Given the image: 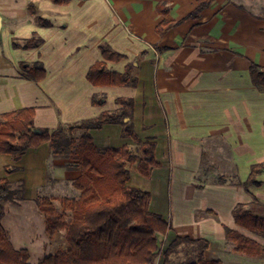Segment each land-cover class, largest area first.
Masks as SVG:
<instances>
[{"label":"crops","instance_id":"obj_1","mask_svg":"<svg viewBox=\"0 0 264 264\" xmlns=\"http://www.w3.org/2000/svg\"><path fill=\"white\" fill-rule=\"evenodd\" d=\"M35 1L0 0V114L34 106L35 126L55 129L104 111H119L117 98H134L135 130L142 141L155 142L159 166L148 177L137 172L129 183L148 190L151 211L172 226L163 236L162 251L176 236H190L209 240L207 258L224 264L255 262L258 258L233 253L223 225L264 244L262 236L237 225L233 216L240 202L257 198L264 203V173L258 177L261 185L248 189L214 183L217 179L210 177L217 170L218 177L237 174L245 181L252 164L264 161V91L250 76L251 61L264 65V0H216L198 19L164 36L156 32L157 24L183 18L197 0H72L68 5ZM30 2L38 10L45 4L55 11V17L39 11L51 21L50 27L35 23L28 12ZM160 3L169 7L168 14L159 12ZM93 5L98 6L96 17L87 15ZM59 6L67 11L54 10ZM91 19L106 29L91 31ZM34 33L44 38L41 46L14 47V39ZM103 42L127 55L119 62L109 61L110 70L123 72L128 62L136 63V86H95L88 80L89 68L103 58ZM144 50L149 53L140 57ZM37 61L47 72L40 81L27 78L21 66ZM96 93L105 95L104 105L92 104ZM91 135L100 147L131 144L119 123L93 129ZM212 141L228 156L221 147H211ZM215 149L220 150L219 160L213 158ZM7 166L16 169L8 173ZM80 172L69 155L54 154L50 142L29 148L19 159L0 153V178L25 184L23 200L5 203L2 223L14 247L30 251L31 263L49 255L38 247L53 239L46 234L38 197H79L73 181ZM39 238L44 243H38ZM155 264H165L161 254Z\"/></svg>","mask_w":264,"mask_h":264},{"label":"trees","instance_id":"obj_2","mask_svg":"<svg viewBox=\"0 0 264 264\" xmlns=\"http://www.w3.org/2000/svg\"><path fill=\"white\" fill-rule=\"evenodd\" d=\"M55 4L68 5L72 0H51ZM216 0H197L196 7L179 20L163 19L156 26V32L164 36L170 29L189 19H198L202 12ZM159 12L168 14L165 3L158 5ZM28 12L35 23L50 27L51 21L43 17L37 4L30 2ZM44 38L37 33L25 39H14L15 48L32 49L41 46ZM1 42V38H0ZM155 48L162 50L159 45ZM102 59L96 61L87 73L88 80L95 86H136L138 76L134 61L128 62L123 72L112 71L108 62H119L127 55L114 49L109 43L100 44ZM149 50L140 53L146 56ZM26 76L34 81L45 78L47 72L42 62L33 65L21 63ZM250 76L253 84L264 91V65L251 61ZM104 94L92 96L93 105H104ZM116 103L119 111H104L97 117L60 124L55 129L35 126L36 108L24 107L0 114V153L12 154L19 159L29 148L50 142L54 154L69 155L80 168V174L73 185L80 191L79 197H47L37 199L45 217V230L49 238L65 230L66 249L47 255L38 264H155L161 250L163 236L172 228L161 215L150 209L151 193L129 183L130 166L148 177L154 167L159 166L155 157L156 144L142 141L134 126L135 99L119 97ZM119 123L125 137L133 139L140 152H135L128 144L119 147H100L91 135L93 129H101L105 124ZM38 130V131H36ZM15 166H7L8 173ZM264 173V161L252 164L245 181L237 174L221 175L214 183L235 184L248 189L250 185H261L258 179ZM25 198L23 181L11 182L0 178V264H33L27 248L17 249L11 242L8 230L2 223L5 203L18 202ZM56 200L59 203H56ZM208 213L216 215L213 210ZM235 223L264 237V203L257 198L251 203H238L233 209ZM228 242L233 251L252 258L264 256V244L248 237L240 231L223 225ZM210 242L205 238L176 236L163 252L164 263L172 264V255L182 254L183 260L173 264H224L221 259H210L206 251Z\"/></svg>","mask_w":264,"mask_h":264},{"label":"rangeland","instance_id":"obj_3","mask_svg":"<svg viewBox=\"0 0 264 264\" xmlns=\"http://www.w3.org/2000/svg\"><path fill=\"white\" fill-rule=\"evenodd\" d=\"M33 1H35V0H33ZM46 1H48L50 4H52V2H50L49 0H46ZM76 1H79L80 4L85 3V1H82V0H76ZM35 2L38 4V1H35ZM183 5H184V3H183ZM39 8H40L39 11H40L41 14H43V12L41 11V9H42L45 13L50 14V15H53L54 17L56 16L55 15V11H53V9L47 7L45 4L44 5L41 4V6ZM84 9H87V8L85 7ZM54 10L63 11L64 12V11H67V8L64 7V6H59V7H57V9H54ZM262 10L263 9L260 10L261 13L263 12ZM49 11H53V13L51 14V12H49ZM173 11H174L173 13L175 14V16H177V15L180 14V12H179V10H177V8L174 9ZM97 14H98V6L97 5H93V6L89 7L88 12H87V15L88 16H90V17L95 16L96 17ZM105 29L106 28H102V26L98 22H96V19L95 20L94 19H91L90 20V30L91 31L97 33L98 31L102 32ZM128 139L131 142V144H129V145L132 147V149L135 152H140V146L136 142H134L133 139H131V138H128ZM209 145L211 147L212 146L213 147L214 146L215 147L216 146L221 147L223 149V150L221 149V151H223V153H225L224 156L225 157L228 156V151L220 143L218 144V142L212 141ZM211 152L212 153L214 152L213 158L216 157L215 158L216 160L218 159V156L221 155L219 149L218 150L215 149L214 151H211ZM215 159H213V162H217ZM217 166L218 167L221 166L220 163ZM130 170H131V179H134L135 176H136V174H137V172H138V170H137V168L135 166H130ZM215 173L217 174V170L216 171L215 170H212L210 179H212V180L213 179H218V176ZM203 174L204 173H202V175ZM171 237L172 236L170 235L168 238L171 239ZM163 241L164 240H162L161 250L159 252V255L161 254V257L162 258H164L163 251H162ZM37 242L40 243V244L44 243V241L41 238H39V240ZM67 247H68V243H67V241L65 239V230H60L59 232H57V234L55 235V237L53 239H51L50 241L46 242V246H43V247L40 246L38 248H40V250H41L40 252L41 253H43L44 251H47L49 254H53V253L57 252L58 250L66 249ZM233 253H235L237 256H246V255H242V254H239V253H236V252H233ZM226 256L227 257H231L228 254H226ZM183 258H184V256L182 254H178V255L175 254V255H172L169 260L173 264V262L183 260ZM32 261H33V264H36L37 263L34 260H32ZM230 264H241V261H239V262L235 261V263H230ZM249 264H264V256L263 257H259L258 259L255 260V262L250 261Z\"/></svg>","mask_w":264,"mask_h":264},{"label":"water","instance_id":"obj_4","mask_svg":"<svg viewBox=\"0 0 264 264\" xmlns=\"http://www.w3.org/2000/svg\"><path fill=\"white\" fill-rule=\"evenodd\" d=\"M36 131H38V130H36Z\"/></svg>","mask_w":264,"mask_h":264}]
</instances>
